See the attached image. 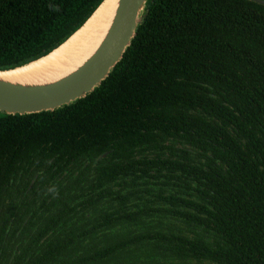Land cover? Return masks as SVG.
<instances>
[{
  "label": "trees",
  "instance_id": "16d2710c",
  "mask_svg": "<svg viewBox=\"0 0 264 264\" xmlns=\"http://www.w3.org/2000/svg\"><path fill=\"white\" fill-rule=\"evenodd\" d=\"M103 1L0 0V70ZM0 264H264V5L150 0L92 94L0 113Z\"/></svg>",
  "mask_w": 264,
  "mask_h": 264
},
{
  "label": "water",
  "instance_id": "95a60500",
  "mask_svg": "<svg viewBox=\"0 0 264 264\" xmlns=\"http://www.w3.org/2000/svg\"><path fill=\"white\" fill-rule=\"evenodd\" d=\"M106 1L99 5L79 30L90 21ZM251 1L264 5V0ZM149 2L150 0H117L113 19L98 48L85 62L66 76L39 83L10 81L0 76V113L21 116L51 112L74 104L92 94L123 60L143 21ZM27 65L0 70V74Z\"/></svg>",
  "mask_w": 264,
  "mask_h": 264
},
{
  "label": "bare ground",
  "instance_id": "6f19581e",
  "mask_svg": "<svg viewBox=\"0 0 264 264\" xmlns=\"http://www.w3.org/2000/svg\"><path fill=\"white\" fill-rule=\"evenodd\" d=\"M116 4L117 0H107L81 30L47 57L0 76L10 81L39 83L54 81L73 72L102 42Z\"/></svg>",
  "mask_w": 264,
  "mask_h": 264
}]
</instances>
